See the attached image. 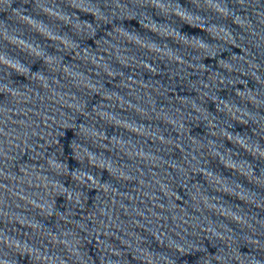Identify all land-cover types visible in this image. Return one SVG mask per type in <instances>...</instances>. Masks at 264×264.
<instances>
[{"label":"water","instance_id":"obj_1","mask_svg":"<svg viewBox=\"0 0 264 264\" xmlns=\"http://www.w3.org/2000/svg\"><path fill=\"white\" fill-rule=\"evenodd\" d=\"M0 241L264 264V0H0Z\"/></svg>","mask_w":264,"mask_h":264},{"label":"clouds","instance_id":"obj_2","mask_svg":"<svg viewBox=\"0 0 264 264\" xmlns=\"http://www.w3.org/2000/svg\"><path fill=\"white\" fill-rule=\"evenodd\" d=\"M42 170H44V166L42 165ZM56 169H59L60 168V165H55L54 166ZM74 179H77V177H73ZM80 180L81 183H86V180L83 178V177H79L78 178ZM89 179H91V177H89ZM47 187V186H46ZM50 191V189H49ZM69 199H71V196H69ZM4 242L3 241H0V244H3Z\"/></svg>","mask_w":264,"mask_h":264}]
</instances>
